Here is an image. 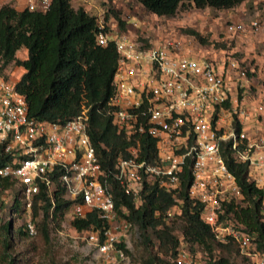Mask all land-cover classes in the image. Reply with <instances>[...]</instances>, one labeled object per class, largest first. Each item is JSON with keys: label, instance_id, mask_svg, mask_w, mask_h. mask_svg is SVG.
<instances>
[{"label": "built area", "instance_id": "1", "mask_svg": "<svg viewBox=\"0 0 264 264\" xmlns=\"http://www.w3.org/2000/svg\"><path fill=\"white\" fill-rule=\"evenodd\" d=\"M89 0H71L88 3ZM264 3V0H260ZM50 0H25L24 9L45 12ZM96 45L112 44L117 55L113 91L106 116L119 134L134 144L127 157L114 163L113 179L132 199L135 209L144 202L145 184L156 183L168 193L181 190V175L187 167L191 181L187 194L200 207V217L216 242H233L251 264H264V251H258L252 237L225 207L243 204L244 197L228 170L224 154L248 168L247 179L264 188V125L230 86L247 79V72L235 59L210 60L180 52L178 43H153L125 31L132 20L119 26L108 10L95 8ZM90 11V10H85ZM264 28V9L255 19L231 22L227 35H246ZM264 83V78H263ZM12 82L0 77V178L12 182L25 202L23 230L28 238L37 235L32 203L42 189L54 204L55 197L71 201L72 218L96 212L106 227L103 240L97 231L85 240L93 255L103 264H133L128 239L137 227L116 208L110 174L99 163L88 135L89 107L64 123L29 118L25 97ZM253 112L251 113V110ZM238 124V125H237ZM237 126L239 129H237ZM140 137L155 141L157 161L140 160ZM165 212L166 221L181 216V201ZM260 213L264 217V200ZM173 264H204L184 245L177 249Z\"/></svg>", "mask_w": 264, "mask_h": 264}, {"label": "trees", "instance_id": "2", "mask_svg": "<svg viewBox=\"0 0 264 264\" xmlns=\"http://www.w3.org/2000/svg\"><path fill=\"white\" fill-rule=\"evenodd\" d=\"M141 7L156 17H173L186 3H192L196 9L214 10L234 9L242 3L252 0H137ZM119 26L124 28L123 22ZM195 38L199 35L191 32ZM96 25L93 15L82 7L74 9L71 0H50L45 12L17 11L12 5L0 7V74L9 65L24 70L16 81V90L22 94L28 105V116L36 120L52 123H64L80 113L82 106L89 107L88 135L96 149L101 168L110 174V184L116 208L123 207L126 215L118 209L120 215L137 227L140 233L144 257L139 264H173L177 249L187 245L193 253L194 247L200 248L209 257L208 264H235L238 248L233 242H216L207 225L200 217L199 205L189 199L187 189L191 177L186 167L181 175V190L171 194L159 188L156 183L145 184L142 190L143 204L135 209L132 199L126 196L113 179L114 163L118 157H127V149L134 139L127 140L119 134L111 118L106 116V106L113 91V76L117 64V55L112 44L106 47L96 45ZM199 40V39H198ZM203 42V41H202ZM24 49L27 57L16 58V53ZM238 125V124H237ZM237 129L239 127L237 126ZM140 160L147 163L157 161L155 141L140 137ZM228 170L235 177L244 197L243 204H230L224 209L242 226V231L252 237L258 251H264V217L260 206L264 200V188H258L248 181V168L237 164L229 152L224 154ZM3 160L0 161V165ZM12 194L9 206V220L2 219L5 206L3 194ZM12 182L0 178V264H30L32 256L46 254L48 264H66L57 259L50 251V224L60 225L69 212L71 201L55 197L54 204L44 189L32 203V217L41 212L42 218L37 224V235L28 238L23 225L15 227V222L25 214V202L20 198ZM181 201V236L173 233L166 222L165 212L176 201ZM72 228L77 232L97 231L103 240V228L106 225L98 219L96 212H88L82 218H73ZM155 238L157 248L153 244ZM39 239L40 245L30 242L26 252L13 256L14 240ZM219 256L215 257L214 252ZM234 257V258H233ZM167 258V259H166Z\"/></svg>", "mask_w": 264, "mask_h": 264}, {"label": "rangeland", "instance_id": "3", "mask_svg": "<svg viewBox=\"0 0 264 264\" xmlns=\"http://www.w3.org/2000/svg\"><path fill=\"white\" fill-rule=\"evenodd\" d=\"M5 4L15 6L14 0H0V7ZM92 8L97 7L104 10L113 11L119 18L132 20L136 28L132 25L126 26V33L130 31L134 37H141L156 44H162L165 41L178 43L180 52L192 57H207L210 60H221L223 58L235 59L247 72V79L235 82L234 75L230 76V86L237 88V94L242 101L253 103V106H259L262 111H254L255 115L260 114L258 121L264 125V28L246 35H227L225 27L231 22H249L261 13L264 9V3L260 0H252L237 6L230 10H214L211 8L196 9L192 3H186L181 7L173 17H156L146 12L137 0H89L88 3L72 2L74 9L78 7H88L89 13H93ZM25 6V0L23 9ZM15 8V7H14ZM19 9V7H18ZM111 14V13H110ZM112 15V14H111ZM113 16V15H112ZM191 32L199 35V40ZM203 41V42H202ZM26 57L24 49L16 53V58L23 60ZM20 67L9 65L0 77L9 81H17L20 76ZM5 206L2 209V219L4 222L9 220L8 210L12 201V194H3ZM28 218L27 214L15 222L14 228L23 225ZM36 224H39L42 215L35 218L31 217ZM72 215L68 212L63 217L60 225L57 227L54 223L50 224L51 249L57 259L66 264H103L101 260L93 255V250L87 246L86 239L89 232H77L71 226ZM173 233L181 236V221L171 219L166 221ZM152 237V236H151ZM153 244L157 248L155 238L152 237ZM14 251L12 255L21 254L26 250L30 242L40 245L39 239L24 240L20 242L14 240ZM129 257L133 264H139L144 257V249L141 245L140 233L136 228L131 232L128 239ZM187 248L188 246L185 245ZM239 252V251H238ZM198 254L202 257L204 264H208L209 257L200 248L194 247L193 255ZM33 261L30 264H48L45 259L46 254L32 255ZM214 256L218 257L216 250ZM234 258V257H233ZM167 259V258H166ZM235 264H251L247 258L238 253L233 260ZM21 264H24L23 262Z\"/></svg>", "mask_w": 264, "mask_h": 264}, {"label": "crops", "instance_id": "4", "mask_svg": "<svg viewBox=\"0 0 264 264\" xmlns=\"http://www.w3.org/2000/svg\"><path fill=\"white\" fill-rule=\"evenodd\" d=\"M15 1V9L17 10V11H21V10H23V5H24V0H14ZM90 6H92V5H90ZM18 7H19V9H18ZM96 8V7H95ZM26 57H27V53H26ZM26 57L24 58V59H26ZM23 59V60H24ZM20 76H19V78L21 77V75L24 73V70L22 69V68H20ZM19 78L17 79V80H19ZM250 105L252 106L253 105V103H250ZM255 106H253L252 108H254Z\"/></svg>", "mask_w": 264, "mask_h": 264}, {"label": "clouds", "instance_id": "5", "mask_svg": "<svg viewBox=\"0 0 264 264\" xmlns=\"http://www.w3.org/2000/svg\"><path fill=\"white\" fill-rule=\"evenodd\" d=\"M96 8H97V7H96ZM83 9H84V10H89L88 7H84ZM91 9H92V10H96V9L92 8V6H91ZM99 9H101V8H99ZM103 10H104V9H103ZM108 11L110 12V10H108ZM86 12H87V11H86ZM93 12H94V11H93ZM112 12H113V11H111L110 13L112 14ZM87 13H89V12H87ZM89 14L92 15L93 13H89ZM112 15H113V14H112ZM115 15H116V14H115ZM113 17L116 19V17H115L114 15H113ZM118 18H119V17H118ZM119 19L121 20V18H119ZM116 20H117V19H116ZM123 24H124V23H123Z\"/></svg>", "mask_w": 264, "mask_h": 264}]
</instances>
